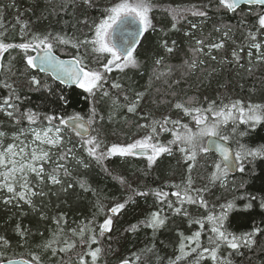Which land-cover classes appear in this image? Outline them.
Listing matches in <instances>:
<instances>
[{
	"label": "trees",
	"instance_id": "16d2710c",
	"mask_svg": "<svg viewBox=\"0 0 264 264\" xmlns=\"http://www.w3.org/2000/svg\"><path fill=\"white\" fill-rule=\"evenodd\" d=\"M15 7H7L10 3ZM63 0H0V41L4 43H21V22L28 23V32L31 33H61L68 36H79L80 29L83 28L77 21L82 18V9L68 6L67 11H61L57 6ZM110 0H97L102 7L108 4ZM207 3V0H203ZM156 8L151 13L153 22L157 29L167 28L171 24V16L168 9H180L190 7L193 4H200L201 0H154ZM90 18H99L98 9H89ZM199 22L197 18H191ZM239 16L227 13H217L213 8L209 12V19L202 25V32L196 31L194 36L189 38L184 36L185 31H190L188 23L178 24L179 31L169 32L166 37L162 36L160 31H149L145 38H141L139 45L136 46L133 53L139 62V68L128 67L123 72L113 68L111 73H107L109 83L105 86L110 91V98H101L96 96L97 111L104 116L103 121H99L95 127L100 130L101 138L106 145L112 143H129L133 139L143 137L149 129L138 128V124H144L146 121L141 118L142 115H149L151 118L161 119L167 115L172 119H179L181 123L188 124L195 129V121L191 115H185L183 110L176 109L174 104L184 103L187 107L206 108L208 103L216 101L220 105L230 103L234 100H241L242 106L246 107L249 103L264 104V62L257 63L255 50L253 49L252 63H249L247 56L248 48L245 46L241 52L243 59L240 65L232 62V51L239 48L244 43V31L239 25ZM249 26L255 23V17L247 18ZM76 25V27H73ZM230 25L234 26L232 39L225 42V47L220 50L212 49L210 55L209 49L204 48L203 52L194 53L192 49L196 46L195 39L205 40V44L219 42L221 34L214 31V26ZM86 31V29H84ZM223 31V29H222ZM25 36L24 39H28ZM168 39L177 42L173 53H167L161 46V39ZM264 40V37H261ZM84 50L81 49V52ZM54 53L62 58H72L76 55V50L70 46L57 45ZM33 55V52L30 53ZM217 57L216 60L211 56ZM15 57V59H12ZM163 57V65L160 70L170 72L157 80L153 74L154 60ZM196 61L194 68H189L185 63L190 64ZM202 61V62H201ZM6 67L11 63L14 65V71L17 75L12 77L16 81V86L21 95V110L31 109L40 113L63 115L65 118L79 114L85 119L90 114V108L93 107L87 93L78 87H62L53 82L48 76L38 72L33 74L42 82H47L52 92L41 89L40 91L31 90L24 85L23 78L19 76L23 69V53L18 49H10L5 52L0 59ZM85 64L88 67L96 68L94 58L91 54L86 55ZM167 65L168 68H165ZM242 65V66H241ZM251 68V72L248 69ZM6 73L0 72V78ZM111 81H118L122 88L120 90L111 89ZM63 92L68 100L66 105L57 102V95ZM136 92H143L144 99L137 109L136 114L128 113L126 107H117L112 105V99H118L120 105L124 103V95L130 99L135 98ZM56 93V95H53ZM7 94V90L0 88V97ZM155 101V103L153 102ZM112 119H109V115ZM237 117L239 116L236 113ZM58 124V121L54 122ZM46 121L39 123L34 127L43 128ZM28 128L27 121L16 124L13 120L0 113V131L5 136H11L19 132L21 128ZM237 132L234 134L232 128ZM244 132L243 136L239 133ZM95 135V133H92ZM224 134L230 137V147L232 151L238 148L237 141L245 145L246 148H259L264 146V123L257 124L255 127H249L248 124L240 123L239 118L233 122L229 119L224 125ZM67 147H74L77 160H84L89 164L85 169L77 163V160L70 159L67 167L72 172V176L64 178L71 181L74 185L67 194L61 193L59 197L52 195L51 192L57 191L60 186L48 184L44 191L47 196L35 197L34 202L42 212L49 218L41 220L39 213L33 212L28 205L21 203L20 208L13 206H4L0 203V235L5 236L10 241L7 249L0 248V253L6 258L11 259H30V253L40 252L44 264H60V261L68 260V256H73L72 264H75V257L72 252L67 255L60 253L52 256L51 251L44 252L37 248L45 241L51 239L54 234L59 233L58 239L63 246V240L67 239L70 243L77 245L79 250V236L72 234L73 230L78 233L81 228L96 226L105 218L104 213L115 202L123 201L128 191L125 186L119 183L116 177H124L133 186L160 189L164 191H174L175 189L164 187L165 185L180 184L186 180L189 173L187 164L183 161L182 155L174 149L173 156H163L149 175H144L147 161L143 157H111L104 161L111 175L105 173L101 167L90 157L86 151L80 147V138L68 128H63L62 134ZM161 140L167 142L172 139L171 133L166 132L161 135ZM71 143H67L68 141ZM57 149L54 151L56 152ZM219 162L213 153L200 154L197 157L195 166L191 172L193 186L196 188L207 187L208 190L203 194L207 201V208L199 205H185L190 214L195 217L206 218L208 215L219 216L222 212L221 205H227L232 202L234 207L225 209L227 212L224 220V229L235 235H241L252 230L254 226H264V209L260 207V201L264 199V157H257L244 161V172L237 170L234 176L228 174L226 185L222 187L219 181L211 182V174L215 171L214 164ZM61 163H64L61 161ZM188 163H192L189 161ZM51 168V165L45 166ZM79 180H85L92 189L83 191L78 184ZM51 190V191H50ZM95 193V194H94ZM255 197L256 199H252ZM169 199L175 201L176 197L169 196ZM137 203L129 205L127 210L119 219L116 220L115 230L106 234L101 241V245L107 248L109 243L115 253L105 251L98 260V264H119V261L128 258L135 261V254H140L141 259L136 264H169L179 255V232L185 236H191L194 231L200 230L197 225L188 226V221L183 216H172L169 212L167 226L153 235L151 229H144L135 234H122V229L130 223H136L144 219L151 211L156 210V197H137ZM103 205L104 212L98 207V202ZM248 205H251L248 207ZM63 214L64 220L57 226L53 217H59ZM92 221V225H89ZM20 223L23 227L30 230L28 244L21 247L19 237L14 229L15 225ZM211 224L205 219V228L201 230L200 243L203 247H210L209 236L211 233ZM108 236L113 239L110 241ZM87 238V233L85 235ZM117 238L118 241H117ZM260 241L259 247L252 251L241 249L244 255L241 257L232 252L226 246H221L218 250V257H226L231 253L233 264H264V235L257 238ZM155 246L154 253L143 254L142 249ZM98 245H92L96 247ZM157 257L160 259L158 260ZM91 264L90 256L85 257ZM178 264H196V253H192ZM199 264H213L210 256L205 254V258L199 260Z\"/></svg>",
	"mask_w": 264,
	"mask_h": 264
},
{
	"label": "snow or ice",
	"instance_id": "6c2138e0",
	"mask_svg": "<svg viewBox=\"0 0 264 264\" xmlns=\"http://www.w3.org/2000/svg\"><path fill=\"white\" fill-rule=\"evenodd\" d=\"M82 9V18L77 23L82 25L80 35L68 36L61 33H31L28 32V23L21 22L17 19V23L21 24V43H4L0 41V57L10 49H18L23 53L24 67L19 72V76L23 78L24 85L31 90L40 91L41 89L52 92L47 82H42L37 75L33 74L37 71L50 73L54 80H58L63 85L78 87L91 98L89 103L93 105L90 108V114L85 119L79 114H73L67 118L63 115L40 113L37 111L21 110V95L16 86V81L12 79L17 75L14 71V65L9 63L6 67L0 63V72L6 73L0 78V88L7 90V94L0 97V113L13 120L16 124L27 121L28 128H21L18 134L13 136V140L18 142L9 143L6 148L0 151V203L4 206H13L20 208L21 203L28 205L33 212L39 213L41 220H47L49 217L37 208L35 197L47 196L49 193L44 189L48 184L52 186H60L57 191L51 192L52 195L59 197L61 193L67 194L69 189L74 187L73 183L64 178L72 176V172L67 167V162L77 160L74 147H67L64 137L61 135L63 128H69L80 138V147L83 148L87 156L94 160L101 169L111 175L109 169L105 166L104 161L115 156L125 157H143L147 161L146 168L143 170L144 175H149L157 165L161 157L173 156L174 149L182 155L183 161L187 164L189 173L186 180L180 184L165 185L164 187L175 189L174 191H164L163 188L154 189L133 186L124 177H116L122 186H125L128 194L123 201L115 202L104 213L105 218L96 226H88L81 228L77 233L73 230L74 236H79V250L77 245L70 243L67 239L63 240V246H58L61 241L57 238L59 233L45 241L37 248L44 252L51 251L52 256L60 253L68 254L72 252L75 257V264H89L85 257L90 256L91 264H98L99 258L107 251L115 253L111 243L104 248L101 241L106 234H110L115 230L116 220L127 210L129 205L136 204L137 197H148L150 195L156 197L157 208L151 211L144 219L136 223H130L122 229V234H135L144 229H151L155 236L162 228L167 226L169 220V212L172 216H183L188 221V226L197 225L200 230L194 231L191 236H185L183 232H179V255L174 260H170L169 264H178L192 253H196V264L199 260L205 258V254L210 256L213 264H233L231 253L226 257H218V250L221 246H226L233 253L243 256L241 249L252 251L254 248L261 246L258 236L264 235V226H254L251 231L241 235H235L224 229V220L227 212L225 209L234 207L232 202L227 205H221L222 212L219 216L208 215L206 218L195 217L190 214L185 205H199L207 208L208 203L204 199V193L207 187L196 188L193 186L191 172L195 166L197 157L200 154H207L215 151L220 156L219 162L214 164L215 171L211 174V182L219 181L220 185H226V178L229 171L236 169L244 172V161L264 157V146L259 148H246L245 145L237 141L238 148L234 151L230 150V137L224 134V125L231 119L233 122L239 118L240 123L248 124L249 127H255L257 124L264 123V104L249 103L246 107L242 106L241 100H234L230 103H224L222 100L220 105L216 101L208 103L206 108L187 107L184 103L177 102L174 107L183 110L185 115H191L195 121V129L186 123H181L179 119H172L165 115L161 119L151 118L149 115H142L141 118L146 121L144 124H138L141 129H149V131L140 138L133 139L129 143H112L106 145L101 138L100 130L95 127L99 121L104 120L95 104L96 96L99 94L101 98L109 97L110 91L105 87L108 83L107 73H111L113 68L123 72L125 68H139V62L133 53L141 38H145V34L149 31H160L163 37L169 32L179 31L178 24L187 22L190 31H185V37H193L196 31L202 32V25L209 19V12L213 8L217 13H227L239 16V27L244 31V43L239 48L232 51V62L240 65L243 59L241 52L244 47L248 48L247 56L249 63H252V57L255 50L256 62H264V0H207L204 3L193 4L190 7L180 9H168L171 16V24L167 28L161 27L157 29L153 22L151 13L156 8L154 0H110L108 4L102 7L97 0H63L57 7L61 11H67L68 6ZM7 7H15L14 2ZM98 9L99 18H90L89 9ZM3 9L0 8V13ZM254 16L255 23L249 26L248 17ZM191 18H197L196 22ZM0 23V28H3ZM76 27V25H73ZM234 26L220 25L214 26V31L222 33L219 42L205 44L204 39H195V47L192 49L194 53L203 52L207 47L210 51L206 55L211 54L212 49L220 50L225 47V42L232 39ZM86 29V31L84 30ZM223 29V31H222ZM0 35H3L0 32ZM28 36V39H24ZM177 42L175 40L169 43L168 39H161L160 46L169 54L175 50ZM57 45L70 46L76 50V55L71 59L63 60L54 54ZM81 49L84 51L81 52ZM36 52V55H31ZM91 54L94 58L96 68L88 67L85 64L86 55ZM15 59V57H12ZM211 59L216 60L217 57L212 55ZM163 57L154 60L155 67L153 74L157 80L170 72L160 70L163 65ZM202 62V61H201ZM189 68L196 66L193 60L190 64L185 62ZM242 66V65H241ZM168 68L167 65H164ZM251 72V68L248 69ZM111 89L120 90L122 85L118 81H111ZM56 95V93H53ZM124 103L119 104L118 99H112V105L117 107H126L128 113L136 114L138 107L144 99L143 92H136L135 98L130 99L128 95L123 97ZM57 102L66 105L67 98L63 92L57 95ZM155 103V101H153ZM236 113L239 114L237 117ZM112 119V115H109ZM46 121L43 128L34 127L39 123ZM58 121L57 123H54ZM170 132L172 139L166 143L161 140L163 133ZM235 134L237 129L232 128ZM92 133H95L93 135ZM31 135L32 141L28 142L27 136ZM240 136L244 132L239 133ZM5 133L0 131V137H4ZM23 137V139H21ZM38 142V143H37ZM67 143H71L69 140ZM47 145L48 147H42ZM57 149L55 153L51 149ZM55 157V158H53ZM63 161L64 163H61ZM191 161L192 163H188ZM77 163L83 168H89V164L84 160H77ZM51 165L50 170L45 165ZM35 177V180L32 177ZM79 187L85 191H91L85 180L78 181ZM51 191V190H50ZM6 193V194H5ZM95 194V193H94ZM169 196L176 197L173 201ZM252 199H256L252 197ZM98 203L99 210L104 212L103 205ZM251 205H248L250 207ZM260 207L264 209V199L260 201ZM58 228L64 220L63 214L59 217L52 218ZM205 219L212 225L209 236L210 247L201 245V230L205 228ZM89 221V225H92ZM19 237L20 246L28 244L30 230L23 227L20 223L15 225L14 229ZM87 233V238L85 235ZM111 241L113 238L108 236ZM119 238H117L118 241ZM92 245H98L92 247ZM10 241L3 235H0V248L7 249ZM264 250V248H262ZM155 246L146 247L141 253H154ZM135 261L124 258L119 264H136L141 259L140 254H133ZM159 260L160 258L157 257ZM73 256H68L67 261H60V264H72ZM0 264H44L40 252L30 253V259L15 260L6 258L0 253Z\"/></svg>",
	"mask_w": 264,
	"mask_h": 264
},
{
	"label": "water",
	"instance_id": "95a60500",
	"mask_svg": "<svg viewBox=\"0 0 264 264\" xmlns=\"http://www.w3.org/2000/svg\"><path fill=\"white\" fill-rule=\"evenodd\" d=\"M55 54V53H54ZM34 55H36V52H34ZM56 55V54H55ZM56 56H58V55H56ZM60 59H63V60H68V59H71V58H62V57H60V56H58ZM38 73H40V74H42V75H45V76H48L53 82H55L56 84H58V85H60V86H62V87H66V88H68V87H75L74 85H72V86H68V85H63V84H61L58 80H54L53 79V77H52V75L50 74V73H43V72H39V71H37ZM69 129V128H68ZM70 130V129H69ZM70 131H72V130H70ZM73 132V131H72ZM74 134H75V132H73ZM76 135V134H75ZM77 136V135H76ZM229 146V148H230V150H232L231 149V147H230V145H228ZM209 153H213L219 160L221 159L220 158V156L218 155V153H216L215 151H211V152H209ZM236 172H237V170L236 169H232V170H230L229 171V175L230 176H234L235 174H236ZM15 260H17V261H19V260H25V259H15Z\"/></svg>",
	"mask_w": 264,
	"mask_h": 264
},
{
	"label": "rangeland",
	"instance_id": "374dc122",
	"mask_svg": "<svg viewBox=\"0 0 264 264\" xmlns=\"http://www.w3.org/2000/svg\"><path fill=\"white\" fill-rule=\"evenodd\" d=\"M0 59H1V57H0ZM16 134H18V133H16ZM16 134H14V135H16ZM61 134H62V133H61ZM14 135L0 137V151H2L4 148H6L7 145H8L9 143H14V142H16V141L13 140V136H14ZM21 139H23V137H21ZM27 140H28L29 143H31V141H32V137H31L30 134H28V136H27ZM16 143H18V142H16ZM37 143H38V142H37ZM42 147L47 148L48 146H47V145H43ZM55 150H56L55 148L51 149V151H52L53 153H55V152H54ZM53 158H55V157H53ZM45 166H47V164H46ZM32 179L35 180V177L33 176ZM5 194H6V193H5Z\"/></svg>",
	"mask_w": 264,
	"mask_h": 264
}]
</instances>
